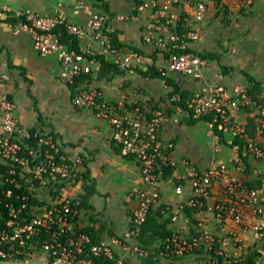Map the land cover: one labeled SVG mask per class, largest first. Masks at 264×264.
<instances>
[{"label":"built area","instance_id":"1","mask_svg":"<svg viewBox=\"0 0 264 264\" xmlns=\"http://www.w3.org/2000/svg\"><path fill=\"white\" fill-rule=\"evenodd\" d=\"M135 1V0H132ZM133 11L150 10L155 21L147 28L143 42L148 47L161 52L168 50L169 43L180 41L177 47L182 53L170 54L165 64L157 70L162 76L179 74L202 78L208 63L192 52H183L188 42L197 43L200 38V24L205 19L208 6L213 0H138ZM244 9L251 8L259 0H237ZM182 7L187 8L185 11ZM24 16L16 26H11L14 34L28 33L34 50L42 57L54 56L60 64V81L73 85L76 78L100 72L96 56L115 65L119 70L132 72L145 66L143 56L135 52L122 53L117 50L105 35L108 16L95 11L84 25L68 22L65 17L26 11L17 14ZM181 21L186 33L179 38L171 28ZM63 26L66 32L75 37L81 53L69 49L53 33ZM188 41V42H187ZM9 80L7 75H0V84ZM162 84L166 85L163 79ZM180 101V96L174 98ZM125 98L115 102L101 100L96 89L79 90L72 97L75 108H94L95 118L107 122L111 128V141L123 158L134 160L139 167L142 188L136 191V206L127 220L128 228L122 234L105 241L92 244L85 233L79 232L76 224L80 205L78 186L81 180L77 172H82L81 159L76 157L72 163L60 153L53 135L34 132L21 126L14 116V104L7 96L0 100V262L17 259L28 260L34 250L39 249L49 258L50 264H92L91 257L107 258L113 264H128L124 257L141 262L149 257L150 250L141 247L136 240L140 227L145 222L148 210L159 203L160 185L163 169L172 168L169 151L170 142L162 143L159 129L164 114L154 110L147 119L149 110L144 105L135 104L126 108ZM193 119L211 117L208 123L210 134L215 141L219 138L214 133L213 124L221 131L224 138L232 143L234 139L243 141L242 156L264 161V150L247 132L244 124L237 121L239 111L254 107L256 131L264 133V95L261 102H255L244 84L226 86L205 83L193 91L186 102ZM181 112L180 107H176ZM176 122V121H174ZM31 135L36 145H28L26 139ZM238 150L237 147H235ZM214 152L219 151L214 146ZM236 164L242 165L238 158ZM242 163V164H241ZM238 169V168H237ZM191 193L188 199L180 203L171 217L178 220L184 208L209 214L218 232H196L189 235L179 229L172 237L163 241L158 256L162 260L183 258L194 251H211L217 243L215 255L229 264H244L246 258L243 238L227 226L230 222L235 228L250 233L252 240L264 238V181L258 187L248 188L243 181L229 173L225 164L208 169H190L186 173ZM215 183L220 184L225 201H211ZM27 190L37 204L29 205L28 196L21 195V189ZM77 189V190H76ZM177 195L183 193L179 183L174 189ZM20 201V205H16ZM248 208V210L246 209ZM30 210L31 219L22 221L20 215ZM171 211L165 206L162 213ZM88 249V252L86 250ZM116 254H118L116 256Z\"/></svg>","mask_w":264,"mask_h":264},{"label":"crops","instance_id":"2","mask_svg":"<svg viewBox=\"0 0 264 264\" xmlns=\"http://www.w3.org/2000/svg\"><path fill=\"white\" fill-rule=\"evenodd\" d=\"M103 1L107 5L108 11L106 12L98 8L94 0H0V75L9 77L8 81L0 84V100L5 95L14 104V116L21 126L29 130L36 129L38 133L55 136L57 145L66 156L71 159L84 156L88 169L89 166L96 165L97 169L93 176L89 171L90 177L94 181L95 193L86 204L80 207L76 224L78 229L92 228L94 232L99 233L100 241L122 235L128 228V217L136 206V191L142 188L138 164L132 159L119 155L111 141L109 124L95 118L94 108L82 109L80 114L72 116H56L57 109H53L52 104L59 100L60 95L57 92L61 93L62 88L65 87L68 90L70 103L73 95L71 85H66L59 79V61L54 56H40L34 50L32 39L28 33L14 34L11 25L4 21L10 14L17 15L31 11L65 17L72 24L84 25L93 12L100 11L108 16L106 33L116 34L117 40L124 46L121 49L122 53L140 54L145 60V66L154 63L157 69L158 66L164 65L166 59L164 52L152 49L143 42L145 30L150 24L155 23L152 12L150 10L133 11V5L137 2L132 0ZM257 5H262V2L254 4L250 10H243L237 0H213L208 6L205 19H207L206 22L209 19L215 20L220 14L219 9L222 6H225L224 10L227 11L229 18L233 17L234 19L236 15H249ZM186 9L182 7L183 11ZM250 26L249 28H251ZM202 27L200 25L201 32H205ZM9 63H11V67ZM141 71L144 72L142 68L132 72L120 70L119 74L109 73L100 79L94 73L88 74L92 76L90 80L84 77L74 94L82 89H96L101 94L102 101L115 102L125 98L126 108L141 104L149 111L161 110L163 112L164 118L159 129V139L163 144L170 142L173 145L169 156L174 166L172 174L161 182L158 205L169 206L174 212L180 203L189 198L190 183L184 177L190 169H208L225 164L229 173L244 181L246 187L264 181V161L244 157L248 167L242 163V165L236 166L237 150L235 147H230L231 142L224 138L225 145L217 143L210 134L209 122L205 119L191 124L195 119L190 118L188 112L171 110L170 101L167 98L170 91L168 83L163 85L162 80L143 77ZM231 72L230 70L228 73H222L218 66L208 63L202 78L179 74H167V77L172 79L181 90H187L190 95L205 83L251 86L248 81L249 77L242 71L239 70V75L237 73L232 75ZM253 73H262L261 78L254 79L261 84L259 95L261 98L264 95V73L259 71L258 67ZM59 109H61L60 104ZM255 114L254 107H247L238 112L236 119L246 128L248 120L253 119L254 129L250 128L248 134L264 150V133L259 135L256 131ZM214 146L219 147L218 152L213 151ZM104 162H108L111 167L103 168ZM95 176H100V183L107 190L106 196L110 195L108 191L111 189L121 194V186L125 185V193L122 192L126 197L122 202L125 211L117 223H107L104 220L96 219L97 212L92 207V203L98 193L97 188L101 185ZM179 183L183 188L181 195H177L174 191L176 184ZM77 189L81 194L82 184ZM225 199L220 184L215 183L211 201H225ZM246 209L248 210V208ZM191 221L186 213H181L178 220L171 221L167 228L173 232L182 229L189 235L205 230L212 233L219 231L213 218L205 212L194 213L193 222L191 223ZM227 226L243 238L246 257L252 255L254 264H264V238L254 242L250 233L235 228L230 222L227 223ZM22 261L24 264H50L48 256L39 249L32 252L29 260L17 259L0 262V264H22ZM128 261L130 264H140L133 259H128Z\"/></svg>","mask_w":264,"mask_h":264},{"label":"trees","instance_id":"3","mask_svg":"<svg viewBox=\"0 0 264 264\" xmlns=\"http://www.w3.org/2000/svg\"><path fill=\"white\" fill-rule=\"evenodd\" d=\"M94 1H96L97 7L101 8L102 11H105V12L108 11L107 5L105 4V2L103 0H94ZM135 2H137V4L141 3L138 0H135ZM224 9H225V6H222L219 9V13H223L224 15H227V11ZM243 10H244V8H243ZM24 19H25V17L23 15L16 17V15L10 14L8 16V18L5 19L4 22L8 23L11 26H16L19 21H24ZM171 30H173L174 33L179 36V38H181L182 35L186 33V29L183 27L181 21H178L176 23V26L171 28ZM53 33L59 38V41L61 43H63L64 45H66L69 49H73V50L77 51L78 53H81L80 44H79L78 40L75 37L69 35L63 26H58L53 31ZM104 33L109 38L110 43L117 50L121 51V49L124 48V46L117 40L116 34L106 33V30H104ZM179 44H180V41L169 43L167 45L168 50L164 52L165 57H168L170 54L182 53V51L177 48L179 46ZM188 44H189V46L183 52H192V53L198 55L203 60H206L207 63L216 62L217 64H219L218 57H216V55H214L212 53L211 54L205 53L204 51L198 50L196 43H192L191 41H189ZM96 59L98 60V62L100 64V72L97 75L98 79L106 77L109 73H112V75L119 74L120 70L115 65L110 64L107 61H105L104 57L96 56ZM9 66L10 67L12 66L11 63H9ZM218 67L222 73H228L230 71L229 68H226L224 66L219 65ZM140 73L143 77H147L149 79H158V80L164 79L170 87V91L167 94V98L170 101V109L174 111L176 109V107H180L182 109V111L188 112L189 117L192 118L190 111L187 109V106H186V102L189 100V98L191 96L187 90H181V88L174 81H172V79L168 78L167 76L166 77L162 76L161 73L158 72V70L154 66V63H152L151 66L148 67V69L146 71H144V72L141 71ZM84 77L87 78L88 80H90V77H92V76L91 75H87V76L83 75V77H79V78L75 79L74 84L70 86L72 93H73L72 97L74 96V92L79 88V84L81 83V81L83 80ZM248 81L251 83V86L248 87V92H249L250 96L252 97V99L255 102L260 103L261 98L259 97V95H260V90H261V84L258 83V81H255L251 77L248 78ZM176 95L180 96V101H176L174 99ZM152 111H149L147 113V116H146L147 119H149L151 117ZM202 119H205L208 122L211 121V117H205ZM198 121H200V119L192 121L191 124H195ZM253 125H254L253 119H249L248 124H247V132L248 133H250L249 132L250 128L254 129ZM213 128H214L215 135H217L219 138V140H218L219 144L225 145L226 142L224 140V136L222 135L221 131H219L217 129L216 123L213 124ZM29 131H30V134H33L37 130L32 128ZM40 134L43 135V133H40ZM53 137L56 141L55 136H53ZM25 143L28 145H36V139L33 138V136L31 135V138L26 139ZM229 145H230V147H237L238 148V150H237L238 159L240 160V162L243 163V165H245V167H248L246 164V159L242 156L243 141L240 139H234L232 141V143ZM118 153H119V151H118ZM59 154H63L66 156V154L64 153V151L61 148H60ZM66 157H67V161L72 163V159L69 158L68 156H66ZM80 159H81L82 172L78 171L77 176L81 180L82 193L80 194L81 201H80V205L78 206V209H80V207L82 205L86 204L88 202L89 198L91 196H93L95 193L94 181L90 177L89 170L87 168V161L84 158V156L80 157ZM238 165H239V163L236 164V166H238ZM171 174H172V168L171 167L170 168H164L162 179L168 178ZM260 183L261 182H258V183L251 185V186H248V187H258L260 185ZM244 184L246 185V183L243 181V185ZM176 186H177V184H176ZM21 195H26L29 197L27 200V203L29 205L37 204V200L35 198H33L30 194H28L26 189H24V188L21 189ZM158 204L152 206L148 210V212L146 214L145 222L140 227V233H139L137 240H136L137 244H139L141 247H146L151 251L149 257L142 259L140 264H158V261H159L158 252H159V249H161L163 247L164 239L172 237L174 235V232L167 228L168 224L171 223V217L173 215L172 210L162 213L165 206L158 205ZM16 205H20V201L17 202ZM30 213L31 212L28 209L24 213H22L20 215V219H22L21 222L23 220L25 222L29 221L31 219ZM183 213H186L187 217L191 218V220H192L191 223H192L195 210L192 208L185 207ZM78 230H79V232L85 233L86 235H88L91 239L92 244H96V243L100 242L99 233L94 232L92 228H89L86 230H83V229H78ZM193 235H196V234H193ZM219 246L220 245L216 243L213 246L212 250L207 252V255L211 256L210 260H212V264H229V263L225 262V260H223L222 258L215 255V250L217 248H219ZM86 252H88V249L86 250ZM201 253H203L202 250L194 251V252L190 253L189 255H194V254L200 255ZM117 255L118 254H116V256ZM185 256H188V255H185ZM91 259H92V264H113L112 260H109V259L104 258V257H101V258L91 257ZM178 259H180V258H174L171 260H178ZM243 263L244 264H254L253 256L252 255L247 256L244 259Z\"/></svg>","mask_w":264,"mask_h":264},{"label":"rangeland","instance_id":"4","mask_svg":"<svg viewBox=\"0 0 264 264\" xmlns=\"http://www.w3.org/2000/svg\"><path fill=\"white\" fill-rule=\"evenodd\" d=\"M260 2H262V5L255 6L247 16L236 15V18L233 19V17L229 18L228 15L220 13L215 20L213 19L214 21L209 19L206 22L207 19H205L200 24L204 27L202 29L205 32L200 33L197 49L205 53H212L218 57L219 64L209 62L210 65L227 66L226 68L232 71L230 73L232 75L234 73L239 75L240 70L243 74L253 79L261 78L262 73H253L256 67L264 73V0L255 2V5ZM249 25H251V28H249ZM62 89L61 93L57 92L60 95L58 102L61 105V109H59L58 102L52 104L54 106L53 109H57L56 116H72L80 114L82 109L88 108H75L69 102L68 90L65 87ZM103 165L105 169L111 167L108 162H104ZM95 169H97L96 165L89 166L88 170L92 176L95 173ZM95 177L97 182L100 183V176ZM100 185L92 203V207L97 212L96 219H99V221L104 220L107 223H117L125 211L122 205L123 200L126 198L122 193L126 189L125 185L121 186V194L111 189L108 191L110 192L109 196L105 195L107 190L102 186L103 184L100 183ZM210 258V255L201 253L200 255H188L178 260L159 259L158 264H212ZM124 260L130 264L126 257H124ZM22 264H24L23 261Z\"/></svg>","mask_w":264,"mask_h":264}]
</instances>
